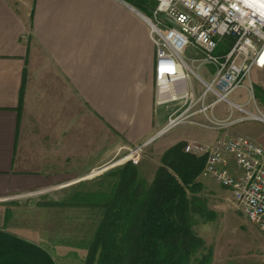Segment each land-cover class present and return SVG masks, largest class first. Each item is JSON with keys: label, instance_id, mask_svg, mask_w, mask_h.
Instances as JSON below:
<instances>
[{"label": "crops", "instance_id": "obj_1", "mask_svg": "<svg viewBox=\"0 0 264 264\" xmlns=\"http://www.w3.org/2000/svg\"><path fill=\"white\" fill-rule=\"evenodd\" d=\"M151 30L129 0H0V229L19 196L69 193L163 133ZM250 82L264 96V68Z\"/></svg>", "mask_w": 264, "mask_h": 264}, {"label": "built area", "instance_id": "obj_2", "mask_svg": "<svg viewBox=\"0 0 264 264\" xmlns=\"http://www.w3.org/2000/svg\"><path fill=\"white\" fill-rule=\"evenodd\" d=\"M154 18L156 23L150 21L157 47L156 103H184L170 113L162 132L182 120L221 130L245 120L264 122L263 112L230 99L241 87H248L253 95L251 73L254 68H264V0H157ZM223 43L229 47L218 53ZM188 47L195 53L191 63L197 69L184 58ZM203 66L214 68L209 70L213 73L210 81L199 72ZM192 76L205 87L200 94ZM219 102L229 106L225 118L214 114ZM234 109L243 114L235 118ZM145 144L132 148L130 155L142 151ZM185 150L195 155L207 153L201 174L231 189L243 212L264 232V146L240 133L225 135L209 147L187 143ZM133 161L137 164L139 160Z\"/></svg>", "mask_w": 264, "mask_h": 264}, {"label": "rangeland", "instance_id": "obj_3", "mask_svg": "<svg viewBox=\"0 0 264 264\" xmlns=\"http://www.w3.org/2000/svg\"><path fill=\"white\" fill-rule=\"evenodd\" d=\"M147 17L156 23L154 10L152 15ZM160 19L163 18L159 17ZM194 55L191 47L186 48L184 52L186 60L191 63ZM191 64L196 66V63ZM209 70L213 72L214 68L203 66L199 69L201 75L208 81L213 74H209ZM191 81L196 86L197 94H200L205 88L204 85L194 76ZM258 96L257 100L254 93L252 95L246 87H241L230 95V99L245 105L251 111L264 113L262 105L264 96L259 94ZM249 99L251 102L246 104ZM183 105V102L176 101L168 106L174 108L171 107L172 112ZM215 110L217 117H227L229 106L225 102H219ZM234 111H236L234 116L243 114L238 109ZM199 120L203 118L200 117ZM168 121L169 117L167 123ZM238 124L240 125L237 127H246L250 130L249 133L241 134L264 146V122L245 120ZM224 130L182 120L146 142L142 151L137 154L130 155V150L142 143L122 148L113 160L92 170V176L72 185L69 193L58 194L55 190V193L19 196L10 211L8 226L2 230L40 245L51 254L56 264H86L88 248L102 218V212L94 205L73 200L72 196L76 192L107 189L116 180L113 171L129 161L138 166L140 179L149 185L165 149L180 141L198 143L207 147L208 144L225 137ZM236 134L240 133H232V135ZM134 159L139 160L137 164ZM198 180L203 184L198 194L207 200L208 209L212 213L208 218L197 215L194 229L205 242L203 252H211V264H264V232L260 225L247 217L231 189L222 186L214 178L202 174L199 175Z\"/></svg>", "mask_w": 264, "mask_h": 264}, {"label": "trees", "instance_id": "obj_4", "mask_svg": "<svg viewBox=\"0 0 264 264\" xmlns=\"http://www.w3.org/2000/svg\"><path fill=\"white\" fill-rule=\"evenodd\" d=\"M129 1L148 16L157 5L156 0ZM226 43L218 53L229 47ZM186 144L164 151L149 185L129 161L113 171L116 180L107 189L72 196L102 212L86 264H211V252H203L205 242L194 229L197 215L212 213L198 194L207 154L189 153ZM0 264L56 263L40 245L0 229Z\"/></svg>", "mask_w": 264, "mask_h": 264}, {"label": "water", "instance_id": "obj_5", "mask_svg": "<svg viewBox=\"0 0 264 264\" xmlns=\"http://www.w3.org/2000/svg\"><path fill=\"white\" fill-rule=\"evenodd\" d=\"M154 139V138H153Z\"/></svg>", "mask_w": 264, "mask_h": 264}]
</instances>
